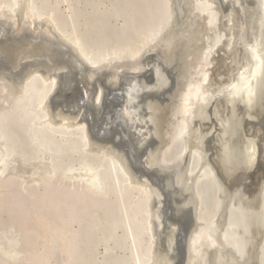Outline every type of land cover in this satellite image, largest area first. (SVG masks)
Returning <instances> with one entry per match:
<instances>
[{
	"label": "bare ground",
	"instance_id": "6f19581e",
	"mask_svg": "<svg viewBox=\"0 0 264 264\" xmlns=\"http://www.w3.org/2000/svg\"><path fill=\"white\" fill-rule=\"evenodd\" d=\"M240 2L0 0V264H143V258L145 264H208L209 251L214 264H242L236 245L247 259L251 241L242 240V209L232 203L225 230L218 222L227 203L221 176L237 173L227 168L231 151L235 162H252L241 172L259 168L257 179L264 178V30L257 31L260 14L248 4L245 37ZM181 9L185 19L202 24L206 43L196 82L182 89L170 121L165 113L180 94L162 66L183 64L168 39ZM258 34L263 40L248 60ZM151 53L160 59L150 61ZM87 67L99 70L102 81ZM93 99L99 111L90 122ZM37 130L47 134L43 143ZM54 146L57 154L66 147L67 161L46 153ZM183 165L175 181L189 190L193 208L180 204L192 227L189 247L179 254V225L156 168ZM261 194L264 214V184ZM117 219L123 227L140 224V238L130 228L133 243L129 232L109 225ZM261 254L264 264V249Z\"/></svg>",
	"mask_w": 264,
	"mask_h": 264
},
{
	"label": "rangeland",
	"instance_id": "374dc122",
	"mask_svg": "<svg viewBox=\"0 0 264 264\" xmlns=\"http://www.w3.org/2000/svg\"><path fill=\"white\" fill-rule=\"evenodd\" d=\"M262 3L264 2L263 0H260ZM258 2H259V0H258ZM260 4V3H259ZM262 5H264V4H262ZM260 9V8H259ZM262 9V8H261ZM259 10L258 11V13L260 14V19L262 20H260V21H258L257 20V24H256V28H257V31L259 32V31H261V30H264V14H263V11L262 10ZM177 10H180V9H177ZM182 12H183V10L181 9V11L180 12H178V14L180 13V15H178L177 17L179 18H177L176 20H174V21H176V22H174V23H176V25H174V27L172 28L173 30H175V31H172L173 33H175V34H172L171 33V31H170V36H168V39H171V41L170 42H174V47L176 48L175 50H177V52L179 53V56H180V58L183 60V64L181 65V64H179L178 65V67H176V70H177V73H178V80H179V82H180V85H175V90H178V93L180 94V95H178V93H177V95H178V97L173 101L172 100V102H170V104H169V106L171 107V106H173L172 107V109H167V111H166V118H168L169 117V120L171 121V120H175V115H177L176 113H178V112H175V111H179V110H176V106L175 105H177V107H179L180 108V102H181V97H182V94H183V91H182V89H186V87H188L187 85H191L192 83L194 84L196 81V74H197V71H198V69L196 70V68H198V66H199V61H200V58H201V54H202V48H203V44L205 45V43H206V40H204L205 41V43L204 42H202L203 41V39H204V28H203V26H202V24L201 23H199V22H194L193 20H194V17L195 16H191V18H187V19H185V17H184V14H182ZM185 19H183V18ZM181 19V20H180ZM183 19V20H182ZM178 20H179V22H178ZM249 20H250V18H249ZM186 22V23H185ZM180 23V24H179ZM199 24V25H198ZM180 25V26H179ZM182 25V26H181ZM185 27V28H184ZM183 28V29H182ZM194 28V29H193ZM196 28V29H195ZM180 29H181V34H182V37H181V34H180ZM186 29V30H185ZM171 30V29H170ZM182 30H183V32L185 31H189L188 32V34H186L185 32H184V34H183V32H182ZM169 33L167 32V34L166 35H168ZM175 35H179L180 36V38H179V36H178V39H175ZM202 36H203V38H202ZM190 37V38H189ZM261 37H263V36H260L259 34H258V38L256 39V42H257V45L255 46L254 44H251V46H250V48L248 49V53L250 52V54H248V56H247V59L248 60H253L254 59V50H257L258 48H257V46H258V44H260L262 41H261ZM177 38V37H176ZM173 40V41H172ZM195 40V41H194ZM263 40V39H262ZM258 42H260V43H258ZM254 45V47H252ZM257 48V49H256ZM181 51V52H180ZM177 53V54H178ZM223 54V53H222ZM253 54V55H252ZM223 56H224V54H223ZM219 58V57H218ZM218 61H216V65H218V68H217V70L220 68L219 66H221V68H222V70H220L221 72H223V70L225 69H227V67H225V66H223L224 65V62L223 61H221V59H217ZM223 62V63H221V62ZM217 62H219L218 64H217ZM250 62V61H249ZM180 63V62H179ZM217 67V66H216ZM223 67H225V68H223ZM183 68H184V70H183ZM218 70V71H219ZM254 71V68L252 67L251 68V71ZM253 71L249 74V77H248V79H247V82H248V80H250V78H251V76H252V74H253ZM215 73H216V71H214ZM226 72V71H225ZM181 73V74H180ZM185 73V74H184ZM192 73H194L192 76H193V78H191L192 76H191V74ZM218 73V72H217ZM216 73V74H217ZM224 73V72H223ZM195 75V76H194ZM184 76H185V78H184ZM180 77L182 78L181 80H183L182 82H186L187 81V79L190 81H187L188 82V84L187 83H183V86H181V80H180ZM184 78V79H183ZM191 79V80H190ZM193 80V81H192ZM191 83V84H190ZM182 92V93H181ZM175 102H177V103H175ZM260 105V104H259ZM173 108H174V110H173ZM170 111V112H169ZM175 113V114H174ZM170 115V116H169ZM172 115V116H171ZM175 116V117H174ZM244 122H242V124H243ZM246 124V123H245ZM246 126V125H245ZM227 134V133H226ZM228 135V134H227ZM229 156H228V158L230 159V162H229V164L227 165L228 167V169L232 172V170L234 169V171H237V173H235L234 174V172H232V174H234L231 178H229V177H227V176H224V177H222L221 176V179L224 181L223 183H224V189L223 190H225L224 192H222V194L221 195H224V198H225V200H227L226 202H225V200H224V198H222L221 197V200L223 199V202H225L226 203V206H225V208H224V205H223V208H222V210H221V212H223V210H224V213H223V215L220 213L219 214V216H220V218H219V216H218V220L219 219H221V220H217L218 222H221L220 223V225L222 224V226H221V229H226V227H227V225H228V221H229V216H230V213H231V210L234 208V207H240L241 209H242V222H243V228H242V233H243V235H242V240L244 241V242H249V241H251V243L253 244H251L250 243V246H248V253L249 254H247V259H245V261H244V263L242 262V264H258V262H259V259L260 260H262V250L264 249V240H262V237H263V234L264 233H262V231L264 232V228L262 227L261 228V233H260V231H258L259 229L258 228H260L262 225H263V223H264V214L263 213H260V212H262L263 211V207H262V210L260 209L261 207H258L259 206V204H260V201L258 202L257 200H261L260 199V195H262L261 193H262V188H263V182H264V175L263 176H261L263 179H257L258 177H259V168H256L255 170H253V171H251V172H249V173H243V172H241V170H248V168H250V167H252V162H251V160H240V161H238V162H235L236 160L235 159H237L236 158V154L235 155H233V151H231V154H228ZM231 168V169H230ZM258 172V173H257ZM243 177H249L247 180L248 181H246V182H242L241 183V180H240V178H243ZM234 180V181H233ZM233 181V182H232ZM258 181H260L259 183H257ZM233 185V186H232ZM239 186V187H238ZM242 186V187H241ZM233 187V188H232ZM237 189H236V188ZM241 187V188H240ZM258 189V190H257ZM233 191H235V192H233ZM258 191V192H257ZM260 194V195H259ZM226 196V197H225ZM262 197V196H261ZM262 199H263V197H262ZM235 202V203H234ZM257 202V203H256ZM232 203H234V205H236V206H232L233 204ZM256 203V204H255ZM259 203V204H258ZM254 204V205H253ZM261 204H262V200H261ZM260 204V205H261ZM240 205V206H239ZM230 206H232L231 207V210H230ZM252 206H253V208H252ZM263 206V205H262ZM250 208H252V210L250 209ZM256 208V212L254 211L253 212V209H255ZM257 208L259 209V210H257ZM249 210V211H248ZM244 211V212H243ZM249 213V214H248ZM254 213V214H253ZM221 216H222V218H221ZM257 217V218H256ZM254 218V219H253ZM223 220V221H222ZM258 221V222H257ZM250 223H251V225H250ZM200 224V223H199ZM206 226H208V225H206ZM211 227V228H210ZM220 227V226H219ZM251 227V228H250ZM250 228V229H249ZM220 229V230H221ZM244 229V230H243ZM224 230H222V231H224ZM208 231L209 232H211L212 233V226L210 225V226H208ZM221 231V232H222ZM257 231V233H255V234H253L254 232H256ZM245 232V233H244ZM247 233V234H246ZM259 234V236H257V235ZM246 235V236H245ZM247 235H248V237H249V240H248V238H246L247 237ZM262 235V236H261ZM261 236V237H260ZM252 237V238H251ZM261 238V239H260ZM247 239V240H246ZM264 239V238H263ZM254 240V241H253ZM262 240V242H263V245H262V242H260ZM260 244H261V248H263L262 250H261V248H260ZM251 248V249H250ZM259 248H260V250H259ZM250 251V252H249ZM258 252H259V254H258ZM261 252V253H260ZM211 253H213V252H208V255H207V257H208V259H209V257L210 258H214L213 257V254H211ZM210 254V255H209ZM212 256V257H211ZM261 256V257H260ZM260 257V258H259ZM259 258V259H258ZM212 259H210V261L211 262H208L209 260H207V262H208V264H214V260H212ZM247 260V261H246ZM259 264H262V262H259Z\"/></svg>",
	"mask_w": 264,
	"mask_h": 264
},
{
	"label": "water",
	"instance_id": "95a60500",
	"mask_svg": "<svg viewBox=\"0 0 264 264\" xmlns=\"http://www.w3.org/2000/svg\"><path fill=\"white\" fill-rule=\"evenodd\" d=\"M240 4H241L240 8L242 10L241 11L242 12V16L240 17V22H241L243 28H245L244 33L246 35L245 37H247L248 36V26H249L248 24H250L249 23V18H248L249 17V8H248L249 6H248V4H251V6L255 7L256 15H257V13H258V11L260 9H259V6H258V0H241ZM230 7H231V4L229 5V7H226V8L231 9ZM148 59L150 61H152V60L158 61L160 58H157L156 54H152L151 53L149 55ZM162 64L160 63V65H162ZM162 67H164L167 71H169L170 75H172L173 79L175 80V85H179L178 73L176 72L175 68H170L167 65H163ZM87 71L89 73L94 74V75H96L98 77L97 83H99V81H102L101 79H99V77H101V75H102L99 70H95V69H91L90 67H87ZM137 77H138L137 79L141 80V82H142L144 75L143 74H139V75H137ZM94 87L96 88V92H97L98 91V86L96 85ZM168 98H170V97H168ZM87 111H88V114L90 115L89 119H90V122H91L92 117L96 116L98 111H99V103H97L96 99H93L92 106L90 108H87ZM93 114H94V116H93ZM200 124H201V122H200ZM151 127L153 128L152 125H151ZM37 131H38V133H36L35 137H37L38 142L40 141V143H43V139L45 138V135H47V134L44 131H42V130H37ZM36 144H37V141H35V143L34 142L32 143V145L35 146V149L37 150ZM53 144L56 146L55 142ZM55 146L53 147V149L51 147H48V150L46 151V153L49 156H53V152L56 150ZM41 147H43V145ZM62 148L63 149H60V151H61L60 153L59 152H58V154L56 152H54V153H56L57 156L59 157V159L63 162V161H67L68 160L69 154L66 152V149H65L66 147H62ZM261 150L262 151H261V157H260V162H261L260 164L262 166H264V158H263V154H262L263 153V144H262ZM206 151L212 156V152H211V149H210L209 146L206 147ZM183 168H184V165L176 167L174 169H166V168H158V167L156 168V170L158 171V173L160 174V176L163 179V185H164L166 191L169 194L170 204L173 207L174 212L176 214V219H175L176 223H178V225H179V231L177 232V234L175 233V235H174L175 239H177V242L175 243V249H176L177 252H179V254L180 253L181 254L184 253L185 245L189 247L188 234H189V231L191 230L190 227H192V219L190 217V213L188 211L184 210V207L183 206L181 207L180 204H182V202H183L186 206H189L188 209H192L193 208L191 202H189V199L191 197V194L188 193L189 190L185 186H182L181 184L177 183V181H175L177 172L180 171ZM103 176H104V178L106 180V183H108L107 179L110 177L109 173L106 172V173L103 174ZM113 176H115V173L113 174ZM173 176H174V178H172L173 180H170L172 182L171 183L169 181V178L173 177ZM248 178L249 177L240 178L241 183L248 181L247 180ZM173 183H175V184H173ZM111 195H112V192H111ZM100 199H103L102 196H100ZM179 202H181V203H179ZM143 205H145L144 201L142 202V206ZM98 209H100L98 211V212H100L99 214H102V212H101L102 209L101 208H96V210H98ZM113 222H114L113 227L115 225V230L116 231H120V232H122V230H125V231L129 232L130 233V239L134 243V239H133V236L131 234V229L130 228H133L134 230H139L140 228H142L141 225L139 224V226H137L136 225L137 223L135 224L134 221L132 220L131 221V226L128 225L127 227L126 226L123 227L122 223L120 224L118 219L114 220V221L110 220L109 221V225H111ZM136 236H138V237L140 236V230L138 232H136ZM139 238L136 237V241ZM111 244L114 245L115 249H116V247H118V245H117L118 243H117V241L115 239H112ZM231 248L235 251V254H237V256L241 259L240 263L244 262V259L241 258L242 256L240 257V254H241L240 248L237 245L233 246ZM138 251L141 253V249L140 248H138ZM119 252H123V248L121 250H119ZM135 252H136V249H135ZM109 255L110 254L107 253L105 257H109ZM191 255H192V253H191V250H190V252L188 254V257L190 258ZM143 260H144L143 264H145V262H146L145 258H143ZM180 261H181V259H180ZM111 264H124V263H122V261H113Z\"/></svg>",
	"mask_w": 264,
	"mask_h": 264
}]
</instances>
